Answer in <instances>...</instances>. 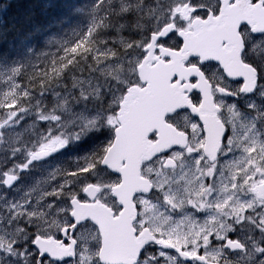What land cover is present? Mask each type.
I'll list each match as a JSON object with an SVG mask.
<instances>
[{
    "label": "snow or ice",
    "instance_id": "snow-or-ice-1",
    "mask_svg": "<svg viewBox=\"0 0 264 264\" xmlns=\"http://www.w3.org/2000/svg\"><path fill=\"white\" fill-rule=\"evenodd\" d=\"M88 18L0 72V264H264V0Z\"/></svg>",
    "mask_w": 264,
    "mask_h": 264
},
{
    "label": "trees",
    "instance_id": "trees-1",
    "mask_svg": "<svg viewBox=\"0 0 264 264\" xmlns=\"http://www.w3.org/2000/svg\"><path fill=\"white\" fill-rule=\"evenodd\" d=\"M91 4H92V0H84V1L83 0H74V1L73 0H42V1L41 0H10L8 1V3L6 2L5 8L2 11L3 13L4 12L5 13L3 15V13L1 12L0 14V17L2 16L0 18V50H1L0 52L5 56V58L8 56L7 59H9L10 57H12L10 59H14L18 54V52L24 53L27 51L26 52L28 53L27 56L29 55L30 58L22 59V61L19 64H22L24 62L26 64L27 62L28 63L30 62L32 64L41 63V60L38 58L41 57L42 54H44L45 52L56 53L57 52L56 48L58 49L60 43L71 40L74 36L73 35L74 33L79 32L86 28L89 19L88 9L90 8ZM42 38L44 39V41ZM56 39L58 41H56ZM19 40L21 42H19ZM15 41L16 44H14ZM9 44L10 47L14 45V51L9 50L8 48L6 49V46ZM19 45L22 46L21 51L15 49L16 47L19 48L20 47ZM42 51L44 53H42ZM9 52L11 53V55ZM31 52L33 53L37 52L35 53L37 55ZM32 59H34V61ZM21 80L23 81V78H21Z\"/></svg>",
    "mask_w": 264,
    "mask_h": 264
},
{
    "label": "rangeland",
    "instance_id": "rangeland-1",
    "mask_svg": "<svg viewBox=\"0 0 264 264\" xmlns=\"http://www.w3.org/2000/svg\"><path fill=\"white\" fill-rule=\"evenodd\" d=\"M4 1L5 0H1L0 1V14H1V11H2V9H3V5H4ZM3 2V4H1ZM11 44V43H10ZM10 44L9 45H7L6 47L9 49V50H13L14 49V45H12L11 47H10ZM21 50V47H19V48H16V50ZM5 58V56L2 54V53H0V72H2V71H4V69L5 68H7V67H13V66H16V64L18 65L21 61H22V59H24V58H30L29 56H27V53H18L17 55H16V57L14 58V59H4ZM2 59V60H1ZM4 59V60H3ZM20 61V62H19ZM87 148V145H85L84 146V148L81 150V151H83L84 149H86ZM67 158H60L59 159V161H54L53 163H57V162H63V161H65ZM37 176L39 175V173H37L36 174Z\"/></svg>",
    "mask_w": 264,
    "mask_h": 264
},
{
    "label": "bare ground",
    "instance_id": "bare-ground-1",
    "mask_svg": "<svg viewBox=\"0 0 264 264\" xmlns=\"http://www.w3.org/2000/svg\"><path fill=\"white\" fill-rule=\"evenodd\" d=\"M0 1H1V0H0ZM41 1H42V0H41ZM73 1H74V0H73ZM83 1H84V0H83ZM5 3H6V1H4L3 9L5 8ZM81 3H82V2H81ZM1 4H3V2H2ZM73 4H75V3H73ZM43 5H44V4H43ZM80 5H81V4H80ZM56 6H58V5H56ZM3 9H2V11H3ZM19 9H20V8H19ZM2 11H1V12H2ZM58 11H59V10H58ZM62 11H63V10H62ZM65 11H66V10H65ZM65 11H64V12H65ZM36 12H37V11H36ZM51 12H52V11H51ZM55 12H56V11H55ZM59 12H60V11H59ZM59 12H58V13H59ZM2 13H3V12H2ZM4 13H5V12H4ZM4 13H3V15H4ZM12 14H13V13H12ZM71 14H72V13H71ZM71 14H70V15H71ZM72 15H73V14H72ZM1 17H2V16H1ZM1 17H0V18H1ZM61 20H62V19H61ZM68 25H69V24H68ZM76 25H77V24H76ZM63 26H64V24H63ZM69 26H70V25H69ZM59 27H60V26H59ZM53 28H54V27H53ZM66 28H68V27H66ZM66 28H65V29H66ZM72 28H73V27H72ZM57 29H58V28H57ZM62 29H63V28H62ZM74 29H75V28H74ZM82 29H83V28H82ZM51 30H52V29H51ZM72 30H73V29H72ZM32 32H33V31H32ZM50 32H51V31H50ZM52 33H53V32H52ZM46 34H48V33H46ZM53 34H54V33H53ZM58 34H59V33H58ZM63 34H64V33H63ZM29 35H30V34H29ZM49 35H50V34H49ZM51 35H52V34H51ZM73 35H74V34H73ZM40 36H41V35H40ZM42 36H43V35H42ZM38 37H39V36H38ZM38 37H37V38H38ZM50 37H51V36H50ZM25 38H26V37H25ZM43 38H44V37H43ZM43 38H42V39H43ZM48 38H49V37H48ZM51 38H52V37H51ZM54 38H55V37H54ZM9 39H10V38H9ZM31 39H32V38H31ZM33 39H34V38H33ZM35 39H36V38H35ZM42 39H41V40H42ZM44 39H45V38H44ZM44 39H43V41H44ZM60 39H61V38H60ZM62 39H63V38H62ZM5 40H6V38H5ZM29 40H30V39H29ZM37 40H39V39H37ZM49 40H50V39H49ZM49 40H48V41H49ZM63 40H64V39H63ZM53 41H54V39H53ZM56 41H58V40L56 39ZM3 42H4V41H3ZM19 42H21V41L19 40ZM35 42H36V41H35ZM35 42H34V43H35ZM38 42H39V41H38ZM22 43H23V42H22ZM25 43H26V42H25ZM29 43H30V42H29ZM40 43H41V42H40ZM45 43H46V42H45ZM47 43H48V42H47ZM14 44H16V41L14 42ZM31 44H32V43H31ZM38 44H39V43H38ZM52 44H53V43H52ZM55 44H56V43H55ZM55 44H54V45H55ZM32 45H33V44H32ZM48 45H49V44H48ZM19 46H20V45H19ZM25 46H26V45H25ZM36 46H37V45H36ZM45 46H46V45H45ZM7 47H8V46H7ZM7 47H6V49H7ZM15 47H16V46H15ZM20 47H22V46H20ZM26 47H27V46H26ZM29 47H30V46H29ZM29 47H28V48H29ZM41 47H42V46H41ZM54 47H55V46H54ZM57 47H58V46H57ZM4 48H5V47H4ZM16 48H17V47H16ZM16 48H15V49H16ZM43 48H45V47H43ZM47 48H49V47H47ZM50 48H52V47H50ZM23 49H24V48H23ZM31 49H32V48H31ZM35 49H37V48H35ZM18 50H19V49H18ZM28 50H29V49H28ZM38 50H39V49H38ZM49 50H50V49H49ZM56 50H57V48H56ZM0 51H1V50H0ZM13 51H14V49H13ZM20 51H21V50H20ZM34 51H35V50H34ZM2 52H3V51H2ZM10 52H11V51H10ZM10 52H9V53H10ZM23 52H24V51H23ZM26 52H27V51H26ZM26 52H25V53H26ZM38 52H40V51H38ZM0 53H1V52H0ZM6 53H7V51H6ZM18 53H19V52H18ZM31 53H33V52H31ZM35 53H37V52H34L33 54H35ZM42 53H44V52L42 51ZM45 53H46V52H45ZM27 54H28V53H27ZM10 55H11V53H10ZM31 55H32V54H31ZM35 55H37V54H35ZM6 56H7V54H6ZM28 56H29V55H28ZM33 56H34V55H33ZM7 57H8V56H7ZM7 57H6V59H7ZM3 58H4V57H3ZM10 58H12V57H10ZM10 58H9V59H10ZM13 58H14V57H13ZM35 58H36V57H35ZM4 59H5V58H4ZM4 59H3V60H4ZM27 59H29V58H27ZM1 60H2V59H1ZM32 60L34 61V59H32ZM32 60H31V61H32ZM37 60H38V59H37ZM35 61H36V60H35ZM39 61H40V60H39ZM19 62H20V61H19ZM27 63H28V62H27ZM22 64H26V63L24 62V63H22ZM16 65H17V64H16Z\"/></svg>",
    "mask_w": 264,
    "mask_h": 264
}]
</instances>
